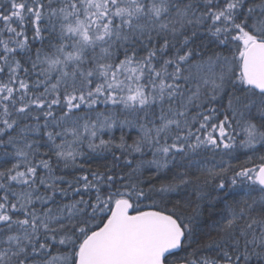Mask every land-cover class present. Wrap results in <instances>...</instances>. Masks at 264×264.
<instances>
[{"label":"snow or ice","instance_id":"1","mask_svg":"<svg viewBox=\"0 0 264 264\" xmlns=\"http://www.w3.org/2000/svg\"><path fill=\"white\" fill-rule=\"evenodd\" d=\"M0 264H264V0H0Z\"/></svg>","mask_w":264,"mask_h":264},{"label":"trees","instance_id":"2","mask_svg":"<svg viewBox=\"0 0 264 264\" xmlns=\"http://www.w3.org/2000/svg\"><path fill=\"white\" fill-rule=\"evenodd\" d=\"M243 159L244 158L242 157L240 161H236V162H233V163H241V162H243ZM97 163H99V161L93 162L92 166L96 167Z\"/></svg>","mask_w":264,"mask_h":264}]
</instances>
